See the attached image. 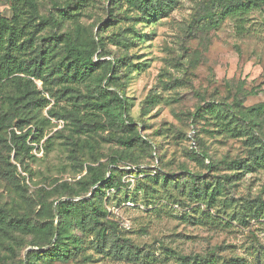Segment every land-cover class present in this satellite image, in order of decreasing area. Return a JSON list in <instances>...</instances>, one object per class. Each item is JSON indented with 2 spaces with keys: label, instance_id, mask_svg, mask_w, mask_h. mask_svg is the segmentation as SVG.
<instances>
[{
  "label": "rangeland",
  "instance_id": "1",
  "mask_svg": "<svg viewBox=\"0 0 264 264\" xmlns=\"http://www.w3.org/2000/svg\"><path fill=\"white\" fill-rule=\"evenodd\" d=\"M56 1L75 15L57 33L82 46L103 40L96 75L112 63L109 91L127 99V126L146 144L122 145L129 130L94 105L97 77L46 89L23 76L48 101L26 116L16 115L29 107L12 106L15 92L0 83V115L11 120L0 129V207L41 224L50 220L44 206L58 215L59 201L93 197L89 167L118 171L96 200L105 244L86 232L78 256L36 264H264V168L255 165L264 143V0H160L150 21L135 0H41L40 14L59 17ZM243 1L257 4L244 24L227 13ZM11 5L0 0V17H12ZM13 133L28 135L26 149L16 150ZM206 186L212 204L199 195ZM34 239L0 234V264H28L29 251L51 247H32Z\"/></svg>",
  "mask_w": 264,
  "mask_h": 264
},
{
  "label": "trees",
  "instance_id": "2",
  "mask_svg": "<svg viewBox=\"0 0 264 264\" xmlns=\"http://www.w3.org/2000/svg\"><path fill=\"white\" fill-rule=\"evenodd\" d=\"M12 17H0V83L1 87L11 89L15 92L16 99L12 103L22 106L23 109L29 107V112H19L18 115H28L30 112L45 108L48 101L40 96L31 79L27 76L43 82L47 89L49 82L70 83L71 81H80L85 78L97 77L98 64L94 61L96 52L103 50V40L91 37L86 45H80L74 40L69 32L57 33L55 30L63 27L64 22L72 19L75 15L69 13L70 4L58 6L59 17L51 15L44 17L39 12L41 0H11ZM140 2L143 20L150 21L151 18H158L160 12V0H135V4ZM150 3V4H149ZM148 4V5H147ZM232 8H228V15L237 18L244 24L245 17L257 8V4L252 1L236 2ZM47 28L51 32L43 35ZM61 47L60 51L59 48ZM61 52V58L58 59ZM106 55V53H103ZM112 71V63H109L107 71L98 75L99 80V98L94 103L97 110L107 114L115 124L123 125L129 130L130 137L124 139L122 145L128 151L138 147H143L146 142L137 133L127 126V120L130 121L129 104L127 99L121 97L116 92H110L109 88L113 80L117 77H109ZM103 81H107L106 86L102 87ZM33 85V89H31ZM29 98V100H28ZM26 101L24 105L20 102ZM9 113L0 115V129L5 127L11 120ZM243 118L248 120L246 115ZM25 122V121H24ZM28 135L18 137L13 133L12 144L16 150L26 149V139ZM36 139V138H35ZM255 165L264 168V143H256ZM29 150V148H27ZM119 159L113 158L111 163L116 166ZM115 168L110 171V176L106 172H101L96 168L89 167L90 185L98 186L94 190L92 198L79 201H59L57 211L53 207L46 209V214L50 220L34 224L28 217L20 216L14 209L7 210L0 207V234L8 236L12 232L23 233L34 236V241L30 244L32 247L44 248L51 246L47 250H31L27 254V263L36 264L37 262L68 261L82 253L84 245V236L86 232L94 233L98 240L106 242L105 223L102 218L105 214L103 208L97 205L96 200L100 196L104 185L111 187L118 172ZM197 178V177H196ZM102 183V184H101ZM67 190L71 191V188ZM203 196L208 203H213V191H209L206 186L199 194ZM59 218V227L54 224V219ZM73 231L81 232L76 235ZM56 236V240L53 242ZM14 252V249L9 247ZM24 263V262H23ZM25 264V263H24ZM180 264H213L210 260H197L188 257H181Z\"/></svg>",
  "mask_w": 264,
  "mask_h": 264
}]
</instances>
